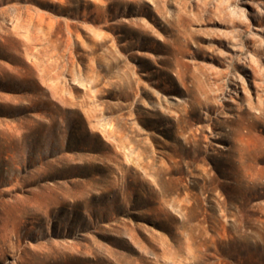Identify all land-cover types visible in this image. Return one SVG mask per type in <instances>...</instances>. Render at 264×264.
Masks as SVG:
<instances>
[{"label":"rangeland","instance_id":"1","mask_svg":"<svg viewBox=\"0 0 264 264\" xmlns=\"http://www.w3.org/2000/svg\"><path fill=\"white\" fill-rule=\"evenodd\" d=\"M0 24V264H264V0Z\"/></svg>","mask_w":264,"mask_h":264},{"label":"bare ground","instance_id":"2","mask_svg":"<svg viewBox=\"0 0 264 264\" xmlns=\"http://www.w3.org/2000/svg\"><path fill=\"white\" fill-rule=\"evenodd\" d=\"M1 25V24H0ZM3 34H4V30H2L1 29V26H0V40H1V38L3 37ZM2 66L3 65H1V63H0V74H1V72H2ZM10 69V68H9Z\"/></svg>","mask_w":264,"mask_h":264}]
</instances>
